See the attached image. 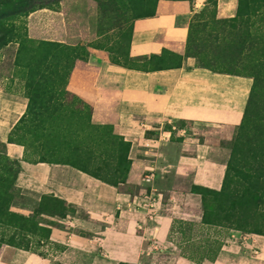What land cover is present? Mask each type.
Segmentation results:
<instances>
[{
    "label": "crops",
    "instance_id": "1",
    "mask_svg": "<svg viewBox=\"0 0 264 264\" xmlns=\"http://www.w3.org/2000/svg\"><path fill=\"white\" fill-rule=\"evenodd\" d=\"M203 1L158 0L154 15L133 31L131 54L168 51L183 56L189 21ZM236 8L237 0H216L218 17H231ZM94 85L91 121L111 127L129 143L126 185L132 191L118 190L67 165L20 162L16 178L17 187L31 198L50 196L86 212V219L71 216L68 223L91 234L71 245L92 254L87 264H162L160 255L166 256L167 264H264V236L248 235L243 243L258 250L256 257L250 258L228 238L213 261L201 263L183 257L167 238L176 218L200 223L201 200L191 189L219 190L226 169L223 153L173 123L194 122L197 113H206L205 126L214 130V113L244 112L252 80L213 72L184 56L179 66L158 70L107 65ZM25 110L23 101L1 103L0 131L5 134ZM6 152L12 159L23 157V149L14 144H7ZM148 175L152 179L146 182ZM121 223L124 228L118 227ZM27 258L28 252L20 250L12 261L21 264Z\"/></svg>",
    "mask_w": 264,
    "mask_h": 264
},
{
    "label": "rangeland",
    "instance_id": "2",
    "mask_svg": "<svg viewBox=\"0 0 264 264\" xmlns=\"http://www.w3.org/2000/svg\"><path fill=\"white\" fill-rule=\"evenodd\" d=\"M129 1L101 0L99 6L93 0L54 2L21 19V23L18 24L20 30L15 33L22 35L19 41L6 46L0 45V104L6 101L26 103L25 113L19 121L5 134L0 131V239L3 232L5 243H10L11 236H14V241L20 240L22 236L19 235V218L29 216L36 223V237L28 238L30 240V248L26 251L28 258L21 264H87L92 256L87 251L71 246L74 240L81 242L91 236L88 232L72 228L68 223L71 216L86 219L85 211L50 196H42L40 200L31 198L17 187L14 179L15 176L17 178L16 170L20 168V162L36 164L42 160L48 161V156H51L50 153L41 151L36 143L38 141L36 125L41 117L36 113L39 104H36L33 94L36 93V82L39 81L36 72L41 73L42 68L37 66L38 53H32L30 50L40 52L37 47H41V43L82 47L84 58L83 61L75 64L71 72V79L73 78L75 82L71 86L76 83H80L81 87L88 84L90 87L88 100L92 95V88H95L96 80L104 74L106 66L111 65L110 61L113 58L118 61L120 67L136 70L179 66L186 54L188 38L183 56L168 51L150 56L131 54V34L145 17L134 18ZM150 1L151 5L147 8V12L154 10L153 0ZM203 2L204 6L189 21L191 31L188 33L191 34L192 43L201 49L200 51H204L200 55V63L195 58L198 66L204 65L225 74L249 77L252 83L254 77L259 79V88L255 92L253 103L262 110L264 108V0H237L235 13L227 18L218 17L216 0ZM54 49L58 48L54 47ZM111 49L112 53H110ZM117 49L120 50L119 54H116ZM78 89L79 87L75 85L74 90ZM29 98L33 99L31 103ZM197 114L199 118L194 122L180 120L173 125L189 135L194 133L200 138V142L213 145L223 153L227 162L230 144L241 123L243 113L239 115L226 112L214 113L213 116L217 118V122L213 123L214 130L205 126L208 122L203 119L209 115ZM87 137L107 150V139L105 140L103 136L90 131ZM103 141L105 144H102ZM7 144L20 146L23 149V157L19 160L12 159L6 152ZM86 150L94 158L91 162L92 166L103 162V157H99V146L94 154L92 148ZM57 152L61 150H54V153ZM117 187L121 191H132L122 184ZM133 191L142 190L133 188ZM198 197L202 202L198 210L202 218V213L214 204L211 196L198 195ZM178 220L182 219L176 218L172 221L167 238L173 241L178 253L181 252L183 256L187 254L203 258L212 255L220 246L222 248L229 238L236 246L247 252L250 258L256 257L258 251L256 248L251 249L248 245H243L246 237H249L248 234L243 233L246 236L243 239L239 232L231 234L230 230L224 228L202 227L200 223L191 220H182L187 224L178 225L176 222ZM118 227L124 228L122 223L118 224ZM47 228H51V235L45 240L42 238L43 229ZM230 234L235 236L232 238ZM4 249L0 264H14L12 261L14 254L22 249L8 246ZM143 261L148 260L143 258ZM158 261L167 264L166 256H158Z\"/></svg>",
    "mask_w": 264,
    "mask_h": 264
},
{
    "label": "trees",
    "instance_id": "3",
    "mask_svg": "<svg viewBox=\"0 0 264 264\" xmlns=\"http://www.w3.org/2000/svg\"><path fill=\"white\" fill-rule=\"evenodd\" d=\"M58 1L60 0H0V45L6 46L19 41L22 35L15 33L20 30L18 24L21 23V19ZM93 1L98 6L101 5V0ZM157 1L153 0V8ZM129 2L134 18L154 15V10L147 12V8L151 5L150 0H130ZM40 45L41 47H37L40 52L30 50L32 53H38L37 66L42 68L41 73L36 72L39 81L36 82V93L33 94L36 104H39L36 113L41 117L36 125V139H38L36 143L41 151H46L51 156H48V161L42 160L39 163L67 165L117 189L120 184L127 187L126 178L131 164L128 159L129 143L114 134L111 127L92 123L95 88H92V95L88 100L87 95L90 89L88 84L81 87L80 83H76L75 85L79 87L77 91L74 90L75 85L71 86L75 83L73 78L71 79V72L77 62L83 61L84 49L73 45L56 46L50 43ZM54 47H57L58 51ZM90 48L92 49L93 46ZM200 50L192 43L191 34H189L185 56L196 58L200 63V55L204 52ZM121 51L124 54V50ZM119 52L120 50L117 49L116 54ZM110 63L119 66L114 58ZM200 67L209 69L204 65ZM209 70L223 73L214 69ZM259 82V79L254 77L241 123L230 144V155L226 162L221 188L219 190L202 187L191 189L193 194L212 197L214 206L208 207L202 213L200 221L202 227L224 228L239 232L241 236L244 234L264 236V108L261 110L253 103ZM32 100L29 98L30 103ZM90 131L107 139V150L88 139L87 133ZM102 144L105 142L103 141ZM98 146L100 147L99 157H103V162L92 166L91 162L94 158L86 152V149L92 148L94 154ZM56 149L61 152L54 153ZM16 171L18 174L20 168ZM34 214L36 216V212ZM61 218L64 217L61 216ZM19 221V235L22 236L19 241H14V236H11L10 243H5L2 232L0 259L5 246L28 251L30 248L28 238L36 237V223L31 217H22ZM176 222L178 225L187 224L182 220ZM50 235L51 228L43 229L42 238L49 239ZM220 249L221 246L212 255L202 256L203 258L181 255L193 262L201 263L203 260L213 261Z\"/></svg>",
    "mask_w": 264,
    "mask_h": 264
},
{
    "label": "built area",
    "instance_id": "4",
    "mask_svg": "<svg viewBox=\"0 0 264 264\" xmlns=\"http://www.w3.org/2000/svg\"><path fill=\"white\" fill-rule=\"evenodd\" d=\"M151 179H152V175H148V176H145V177H144V181H146V182H149ZM245 237H246V236H244V235L242 236L243 239H245ZM246 241H247V237H246V239L244 240V242H246Z\"/></svg>",
    "mask_w": 264,
    "mask_h": 264
}]
</instances>
